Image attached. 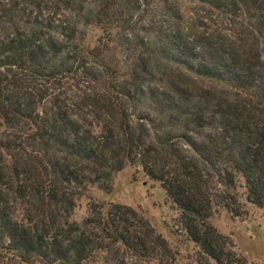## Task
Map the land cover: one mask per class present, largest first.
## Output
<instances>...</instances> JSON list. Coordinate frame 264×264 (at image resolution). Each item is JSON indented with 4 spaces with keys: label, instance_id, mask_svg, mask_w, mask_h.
Returning a JSON list of instances; mask_svg holds the SVG:
<instances>
[{
    "label": "trees",
    "instance_id": "16d2710c",
    "mask_svg": "<svg viewBox=\"0 0 264 264\" xmlns=\"http://www.w3.org/2000/svg\"><path fill=\"white\" fill-rule=\"evenodd\" d=\"M125 166L243 264L209 219L264 205V0H0V264H173L130 206L71 219Z\"/></svg>",
    "mask_w": 264,
    "mask_h": 264
},
{
    "label": "rangeland",
    "instance_id": "374dc122",
    "mask_svg": "<svg viewBox=\"0 0 264 264\" xmlns=\"http://www.w3.org/2000/svg\"><path fill=\"white\" fill-rule=\"evenodd\" d=\"M186 7L191 8V5L187 4ZM85 32L84 41L92 46L100 31L91 26ZM237 191L240 193L242 189ZM238 200L243 206L244 214L235 217L224 210H217L210 217L209 223L227 238L230 243L228 248L234 258L242 259L243 264H264V205L256 207L247 203L242 195ZM91 201L103 207L109 203L123 204L142 212L156 233L168 242L174 254L173 264H216L208 258H199L197 247L186 240L181 232L175 231L173 223L176 211L165 199L159 184L143 175L139 167L125 166L116 172L108 190L90 187L76 201L71 219L80 222L86 216L87 206Z\"/></svg>",
    "mask_w": 264,
    "mask_h": 264
}]
</instances>
